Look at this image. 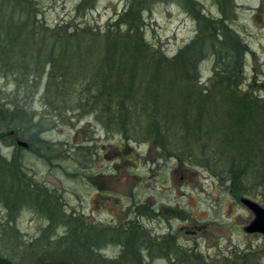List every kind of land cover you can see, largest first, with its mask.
<instances>
[{"label":"rangeland","instance_id":"1","mask_svg":"<svg viewBox=\"0 0 264 264\" xmlns=\"http://www.w3.org/2000/svg\"><path fill=\"white\" fill-rule=\"evenodd\" d=\"M123 15L126 24L117 26ZM58 27L68 41L61 30L47 37ZM107 32L122 61L114 63L122 88L132 87L123 98L131 105L126 131L102 111L106 98L97 103L101 70L111 64ZM215 50L245 54L240 90L264 98V0H0V134L7 135L0 140V256L17 264L76 261L60 244L67 229L52 228L37 207L35 193L48 188L53 202L92 226H139L148 243L142 263L264 264V234L244 230L254 213L238 200L249 196L232 192V149L218 141L228 127L219 116L225 106L211 99L221 90ZM50 52L52 65L43 70ZM193 54L196 66L187 63ZM50 73L64 75L66 88L61 78L51 85ZM77 96L91 102L72 111L68 97ZM189 114L212 127L211 139L181 141ZM151 126L163 145L152 144ZM259 190V200L250 198L264 207ZM172 236L175 254L159 247L173 244ZM121 237L102 236L110 242L89 262L103 256L107 264H136L137 250L126 251Z\"/></svg>","mask_w":264,"mask_h":264},{"label":"trees","instance_id":"2","mask_svg":"<svg viewBox=\"0 0 264 264\" xmlns=\"http://www.w3.org/2000/svg\"><path fill=\"white\" fill-rule=\"evenodd\" d=\"M83 5L84 4L78 6V11L83 8ZM125 13L129 14L131 13V11L129 10ZM128 14L125 16H128ZM125 16L123 15L122 17H120V19H118L116 23L117 26H122L126 24L124 21ZM133 28L134 27L130 28L129 30H133ZM44 30L47 31L48 29L45 28ZM59 30H61L60 39L68 41L69 32H64L63 29H61L60 27H58V29L54 30L53 32L49 33L47 37H55L56 35H58ZM108 33L109 32L106 33V45H108V48L106 47V50L108 52V56L106 55V58L107 63L109 62L111 64L107 66L106 70L100 69L102 71V73L100 74L102 82L99 87L100 97L97 103L102 102V99L106 98V101H104L105 103H101L102 106H100L103 107L102 111L105 113H110V117L114 122L113 124L119 125L123 130L126 131L127 126L130 125V122L128 121L129 118L124 116V112L125 110H130L131 105L129 104V102L126 103L123 98L126 97L129 92H131L132 87L126 86L125 90H123L122 88L125 82L124 77L122 75V71H117L118 69L114 68V63L118 65L117 61L119 59L115 61L116 55L113 49V45L111 46ZM123 34H125V36H132V34L128 31ZM63 36L65 37L63 38ZM190 48L191 45L187 47V49ZM214 52L215 53L212 55V58H214L215 61L216 70L214 81L217 80L219 84H221V86L219 87L221 90L219 91V96L215 95L216 97H211V99L214 101L221 100V104L223 103V105L225 106L224 113L219 114V116L221 118V122L226 120L228 127L227 134L221 136L220 138L218 137V141L223 144V146H221L222 149H232L230 153L231 177L229 179L233 190L232 192L238 198L242 195H246L259 200L261 198L260 195L263 194L262 192H260L259 189H264V98H262L261 96L254 97L251 96V94L244 93L240 90V84L243 78L242 74H240V71L242 68L241 64L243 63V57L245 54H240L235 51H229L228 53H226V55H222L219 54V52H217L216 50ZM52 57L53 52H50L49 56L44 57L45 61H49L46 62V66L44 63L43 70L47 69L49 63L50 65H52ZM188 59L189 60H187V63L189 62V64H192L194 66L197 65L198 59L194 54L191 57H188ZM120 62L121 66H118L121 68L122 61ZM56 65L60 67L59 61L56 63ZM179 65L180 63L176 64V66ZM182 66L184 67V65ZM237 66L240 69L238 70V72H235L234 70ZM239 74L241 75V79L239 77ZM50 78L51 85L58 84V79L61 78V89L66 88V81L64 80V75L57 76L54 73H50ZM237 78H239L240 81H238ZM118 89L119 91L117 94V98H115L113 93ZM249 91H252V89H250ZM68 98L71 104L70 109H72V111L79 110L78 107L80 108V104L83 102H85V105L87 106H89V102H91L87 97L84 96ZM135 103L136 105L138 104L136 101ZM106 105H108V107ZM227 106L228 108H226ZM68 110L69 109H67V111ZM190 116L193 118V121L189 122V120H187V131L184 132V134L181 136V141H185L187 139L191 142L190 144H193L195 140L197 143L203 140L204 136L207 137V139H211L210 134L212 131V127L210 128V126L202 120L199 121V124H197L198 122H195L196 119H194L196 118L197 114ZM194 122L197 124L196 127H192L194 125ZM221 122H219L218 124H220ZM218 128L220 130L222 129V127ZM148 131L149 132L147 133L151 134L152 137V144L163 145L160 140L158 141V139L153 138V126H151L150 130L148 129ZM122 133H124V136L128 138V134L126 132ZM9 134L10 133H8V135ZM6 136L7 135L5 133H1L0 140L5 139ZM132 137H134V135H132ZM128 139H131V137H129ZM205 144V146L208 145L207 143ZM211 144H213V142H211ZM47 146H49V143H47ZM28 148H31L30 144ZM185 152L186 151L184 149V154H186ZM50 155L52 158H54L52 152H50ZM209 155L210 154L206 156L204 154V157L207 160V163L205 164L208 167H212L211 161L214 159H209ZM182 162H184V160ZM184 163L188 165L187 161H185ZM253 168H256L257 171L251 173L250 169ZM245 180L252 182V185L250 187H243L245 183L242 182H244ZM47 189H41L40 191L37 190L38 193H35V196L37 198L35 200L38 203L37 207L41 212H44L49 215L50 220L53 222L52 228L55 226L54 228L57 229V226L61 224L67 229L66 237L60 242V244L67 242L70 251L72 253H75V255L72 256L74 260H76L74 261V263L62 261L63 263L61 264H107L103 256V258L101 257L100 259H94L93 262H89V260L90 258H92V255L97 252L98 249L103 248L105 243L110 242L106 241L101 243L100 240L102 236H107L108 234H114L117 236L122 235L119 242L124 243L126 251L129 248L137 250V252H135V254L133 255L134 260L137 262L136 264H145L141 262L140 258L143 256L142 247L148 246V243L147 239H143V237H140V235H144V233L139 230V226L134 227L132 224L128 225L132 227H126L122 224L115 225V227L104 226L98 228L97 226H92L86 222L85 216L83 214H78L76 212L68 213L63 208V205H59V203H56V201L53 202L54 195H52ZM57 201L59 200L57 199ZM49 232L50 229L48 228L47 237ZM125 234H127L129 237L123 240L122 238ZM170 240L173 244H168V242H166L164 244L165 246H163L161 245V243L159 247H167L169 251H174L175 254L176 251L175 249H173L177 247L175 244V238H173L172 236ZM132 243H136V245ZM190 257H192V255H190ZM116 261L120 260H115L113 262ZM0 264L17 263L3 256H0Z\"/></svg>","mask_w":264,"mask_h":264},{"label":"water","instance_id":"3","mask_svg":"<svg viewBox=\"0 0 264 264\" xmlns=\"http://www.w3.org/2000/svg\"><path fill=\"white\" fill-rule=\"evenodd\" d=\"M17 145L21 147H28V143L20 139L17 140ZM241 202L254 213V218L244 227V230L248 233L264 234V207L257 201L246 197H242Z\"/></svg>","mask_w":264,"mask_h":264}]
</instances>
